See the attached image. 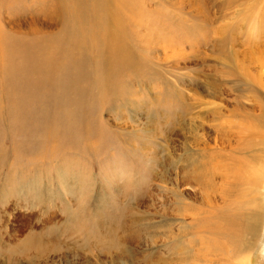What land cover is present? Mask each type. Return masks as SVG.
I'll list each match as a JSON object with an SVG mask.
<instances>
[{"label":"rangeland","instance_id":"obj_1","mask_svg":"<svg viewBox=\"0 0 264 264\" xmlns=\"http://www.w3.org/2000/svg\"><path fill=\"white\" fill-rule=\"evenodd\" d=\"M135 1L108 68L79 32L55 95L0 83V264H264V0ZM52 6L0 26L53 33Z\"/></svg>","mask_w":264,"mask_h":264},{"label":"bare ground","instance_id":"obj_2","mask_svg":"<svg viewBox=\"0 0 264 264\" xmlns=\"http://www.w3.org/2000/svg\"><path fill=\"white\" fill-rule=\"evenodd\" d=\"M49 1L53 4L52 19L55 23V26H59V29H57V31L46 34H42L40 32H30L29 34L31 36H29L27 32H4V30H2L0 26V83L3 84L4 80L6 79L7 80L11 79L13 82L25 80L26 85L23 88L21 84L18 85L13 84L14 86L11 89L13 90V92H16L17 94L18 93L22 94L25 99L30 98L31 96V93L28 90L31 87L36 88L37 86L39 87V90L43 91L44 94L48 91H52L53 95H55V90L57 86L56 78L58 77L57 74L59 70V67L57 66L60 65L58 63H60L61 56L66 55L67 57L71 58L72 55L69 53L75 52L74 50L75 48H73V50L72 48H66L69 50V52L67 53H65L64 51L61 52L62 50H64L62 47L63 46L62 42L68 40L69 37L71 36L70 44L67 46L69 47L71 44L77 41V38L80 35L79 32H87V38L84 39H87L88 41L90 38L92 39L91 40L92 43L90 42L88 45L91 44L96 46L95 49L101 47L99 48V52L94 55L96 57L93 56V60L94 61H96V59L100 60L99 57H101L102 60H106L107 62L106 67L108 68L107 66L109 64L108 62L114 61V59L116 58L118 59L119 57L118 55L122 49L120 47L121 49L117 48L116 50V48L114 47L115 43H113V40L115 42H120V39L115 40V38L120 37L117 36L118 34H120L118 32L121 33L127 32L125 23L127 21L133 23L132 21L135 17L133 16L134 14H132L131 12H133V9H136L138 8V6H140V3L135 0H49ZM203 1H204L203 11H201L199 15L198 14L195 15L202 16L205 20V16H207L209 8L206 5L205 0ZM230 2L232 1L229 0V3ZM120 9L123 10L126 9V11H129L130 12L128 14L129 16L124 17L125 13L124 11L121 12ZM205 26L206 29L212 32H226L225 27H221V28L210 27L207 26L206 21H205ZM14 35H20L21 36L20 40L18 39L17 43L13 45L12 43L8 44L9 40H11L12 36ZM110 35L113 39L111 41L107 39L110 38ZM29 39L37 42L38 44L36 46H31V47L26 46L25 41ZM123 47H125V45ZM26 66L30 68V71L25 70ZM5 68L7 69L6 71ZM19 87H21V91H18ZM62 96H64V94ZM233 203L234 202L230 203L227 206V208L226 206H224L227 212L230 211L228 213L226 212L229 220L225 221L228 224L227 226L224 224L226 226L224 231L226 232L228 231L231 233L233 231V233L234 232L236 233L235 234L236 236L239 235L238 232H241V229L242 231L245 230L253 233L258 221L257 216L256 217L254 216L251 224L248 225V221L245 220L244 222L243 217H242L243 221L240 220L241 219L240 216H238V213H236L237 206L239 208L240 206L237 205V203H236L237 206L236 205L233 206L232 205ZM221 212L224 213L222 210ZM222 213L220 214L221 216H223ZM226 213H224V215Z\"/></svg>","mask_w":264,"mask_h":264}]
</instances>
